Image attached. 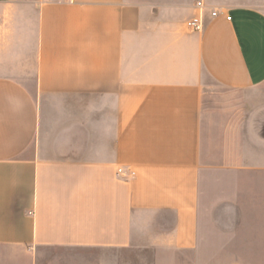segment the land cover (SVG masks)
Here are the masks:
<instances>
[{
  "label": "crops",
  "instance_id": "1",
  "mask_svg": "<svg viewBox=\"0 0 264 264\" xmlns=\"http://www.w3.org/2000/svg\"><path fill=\"white\" fill-rule=\"evenodd\" d=\"M66 249L264 264V0H0V264Z\"/></svg>",
  "mask_w": 264,
  "mask_h": 264
},
{
  "label": "rangeland",
  "instance_id": "2",
  "mask_svg": "<svg viewBox=\"0 0 264 264\" xmlns=\"http://www.w3.org/2000/svg\"><path fill=\"white\" fill-rule=\"evenodd\" d=\"M45 255L54 264H100L101 262L100 253L97 251L66 249L57 250L54 253H45ZM13 264H19V262ZM108 264H110L109 261ZM173 264H179V261Z\"/></svg>",
  "mask_w": 264,
  "mask_h": 264
},
{
  "label": "built area",
  "instance_id": "3",
  "mask_svg": "<svg viewBox=\"0 0 264 264\" xmlns=\"http://www.w3.org/2000/svg\"><path fill=\"white\" fill-rule=\"evenodd\" d=\"M45 2H51L53 0H44ZM197 8L201 12L198 17L193 18L192 20L188 21L186 26L187 28L192 31V32H199L203 29L204 22H203V14L206 11V7L203 2H198L197 3ZM212 15L216 17L218 15V11H213ZM230 19V18H229ZM117 175L121 178H126V173L124 172L123 169H118L117 170ZM135 173L131 172L130 177H134Z\"/></svg>",
  "mask_w": 264,
  "mask_h": 264
}]
</instances>
